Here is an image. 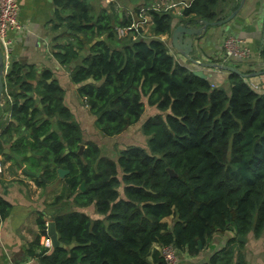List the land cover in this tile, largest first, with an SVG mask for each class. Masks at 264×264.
<instances>
[{"label": "trees", "instance_id": "1", "mask_svg": "<svg viewBox=\"0 0 264 264\" xmlns=\"http://www.w3.org/2000/svg\"><path fill=\"white\" fill-rule=\"evenodd\" d=\"M178 1L187 2L179 14L149 10L151 36L132 40L119 39L114 30L130 24L124 12L95 15L86 0H56L70 12L52 28L64 26L73 38L53 43L52 55L71 67L96 130L111 139L136 128L145 137L144 144L127 145L114 157L102 156L95 142L83 143L50 71L37 78L34 66L10 64L0 107V155L8 146L11 154L4 158L40 173L31 177L40 188L58 179V168L69 171L61 179L64 190L48 204L71 200L52 217L66 248L43 246L46 224L39 212L38 232L25 248L39 264H165L157 247L171 245L195 257L216 234L229 237L202 264H246L237 237L261 239L264 249V88L229 73L226 90L176 61L161 37L179 24L227 16L219 8L224 0ZM96 37L107 38L113 49ZM85 48L86 56L73 65ZM259 56L264 63V42ZM148 109L153 113L143 119ZM28 152L37 157L26 159ZM11 210L0 197V222Z\"/></svg>", "mask_w": 264, "mask_h": 264}, {"label": "crops", "instance_id": "2", "mask_svg": "<svg viewBox=\"0 0 264 264\" xmlns=\"http://www.w3.org/2000/svg\"><path fill=\"white\" fill-rule=\"evenodd\" d=\"M159 1L161 0H112L109 3L107 0H86L88 11L91 14L97 15L105 10L108 14H117L118 16L119 13L122 15L123 10L147 6ZM181 2L182 5L174 10L176 14H179L187 4L185 1ZM240 2L241 0H224L221 2L219 8L228 16L233 11L232 7L236 5L237 8ZM18 5L19 20L24 26V30L19 34L10 33L13 40L10 63L20 62L28 66H34L37 78L45 70L50 71L53 74L52 79L55 80L63 90V104L70 110L74 120L80 126L83 143L87 141L94 142L88 139V134H97L99 137H102L94 126L95 119L90 115L83 99L77 94V85L74 84L70 78L71 70L67 72L66 68L56 61L52 55V48H50L53 43L66 45L72 40L73 37H71V32L64 26L57 30L52 28L53 24L58 22V18L68 16L70 11L60 7L56 3V0H18ZM187 24L192 25L190 23ZM147 27V36L150 37V26ZM263 27L264 0H242L241 8L232 20L221 26L207 28L206 32L200 37V44L198 43L200 46L198 48L202 49L194 51L192 56L198 61L220 63L219 60L223 54V40L227 35H234L245 41L246 45L251 50V54L249 58L242 61H231L229 65L232 64L233 66L234 62H236L239 64V70L241 72H245V70L250 71V73L261 72L260 70L264 63L259 56V49L262 45ZM161 39L167 41V36H163ZM169 52L175 57L177 62L186 66L191 71L201 69L207 74V80L211 84L221 85L228 90V74L226 72L196 67L186 61V59L174 50L169 49ZM248 81L250 85L255 86L254 89L263 90L264 73L259 76H254L251 80L248 79ZM34 82L35 81L31 83L34 84ZM48 82H50V80ZM33 98L38 99L34 93ZM36 103L40 104V101H36ZM152 113L153 111L148 109L143 119L147 118V116ZM9 118L8 112H6L3 114L2 121L7 122L10 120ZM50 121L55 122L56 120L50 119ZM131 129L132 128L128 129L123 134L128 136ZM123 134L117 137H121ZM85 137L87 139H85ZM15 138L16 137H14V139ZM6 154H11L8 146L5 147L3 154L0 155L2 164L0 171V197L12 205V210L9 216L0 222V264H9L10 262L39 264L36 260L27 257L25 254V248L32 242L38 232L36 224L37 215L39 212L42 213L45 224L49 221H53L52 217L62 212L65 205L67 206L66 208L71 207V200L64 199L57 206L49 207L48 204L53 200L50 198L52 196L54 198L64 190L63 181L56 179L45 187L40 188L36 185L33 178L21 173V168L24 166L26 167V165L17 168L12 161H7L4 158ZM35 157H37L36 154ZM57 187L60 189V192H55ZM165 221H169V218H166ZM228 237L227 234H216L213 237L212 244L201 249L200 254L195 257H190L185 253H177V264L204 263L213 252L223 247ZM258 240L259 242L255 245L251 243L250 237H247L248 243H244L241 249L246 264L264 263L263 245L261 239ZM48 241L49 239L45 234V236L41 238V243L43 246L50 248ZM36 250L37 249H35V251Z\"/></svg>", "mask_w": 264, "mask_h": 264}, {"label": "built area", "instance_id": "3", "mask_svg": "<svg viewBox=\"0 0 264 264\" xmlns=\"http://www.w3.org/2000/svg\"><path fill=\"white\" fill-rule=\"evenodd\" d=\"M109 3L112 0H107ZM182 5L178 0H161L147 6L137 7V12L133 9L123 10L126 18H130V24L126 27H115L116 36L119 39L136 40L147 36V26H151V17L149 10L166 11L171 10L175 13V9ZM186 6V5H185ZM176 14V13H175ZM24 30V26L19 20V5L18 0H0V51L3 58V73L6 76L11 62L13 40L10 33L19 34ZM223 54L220 63L227 64V61L245 60L249 58L251 50L246 45L245 41L234 35H227L223 40ZM0 161V171H1ZM165 264H177L178 254L171 246L157 247ZM9 264H21L10 262Z\"/></svg>", "mask_w": 264, "mask_h": 264}, {"label": "water", "instance_id": "4", "mask_svg": "<svg viewBox=\"0 0 264 264\" xmlns=\"http://www.w3.org/2000/svg\"><path fill=\"white\" fill-rule=\"evenodd\" d=\"M242 0L239 3V6L233 10L228 16L225 18L218 20V21H207L204 19H197L195 23L192 25L188 24H179L176 27L172 29L170 32V35L168 36V41L165 42L166 48L174 50L176 53L181 55L186 61H188L190 64H193L196 67H202L209 70H218L229 73H235V74H241L244 78H250L254 76H259L264 73L262 72H256V73H250V74H244L239 69L235 68L232 65L229 64H222V63H209V62H202L195 60L193 58V52L199 51L202 48H198L199 46V40L200 37L206 32L208 27H214V26H221L226 23H228L230 20H232L236 14L238 13L239 9L241 8ZM110 17H112L111 14H109ZM121 13H119V17H121ZM195 25V26H194ZM95 41H102L108 44V40L105 37H96ZM264 42V27L262 30V39L261 44ZM199 43V44H198ZM111 49H113V46L108 44ZM87 48H85L82 52L79 53V57L76 62L73 63V65H76L82 61V59L86 56ZM70 70V67H66V71L68 72ZM193 74L201 79H207V74H205L201 69L199 70H193ZM4 95V73H3V58L2 53L0 51V107L2 105V99ZM26 156H33L35 157V154L28 153ZM21 173L30 176V177H39V173H34L30 170H28L25 166L21 168ZM69 173L68 170H64L61 168L57 169V174L59 178H63L65 175ZM168 173L170 176H174V173L172 170L168 169ZM81 190H84V184H81ZM46 236L48 237L49 241L48 244L50 247L56 248H66V245L61 243L58 240V234L56 232L55 223L54 221H49L46 223V229H45ZM238 241H241L243 243L247 242L246 237H237ZM198 247L201 249V244L198 241ZM73 244L69 245V248H72Z\"/></svg>", "mask_w": 264, "mask_h": 264}, {"label": "rangeland", "instance_id": "5", "mask_svg": "<svg viewBox=\"0 0 264 264\" xmlns=\"http://www.w3.org/2000/svg\"><path fill=\"white\" fill-rule=\"evenodd\" d=\"M145 37L147 38L149 36H145ZM167 41H168V37H167ZM219 61H221V59ZM232 61H234V60H232ZM226 63L227 64H230L231 63V60L230 61H227ZM252 78L253 77L247 78V80L248 79L251 80ZM251 86L253 88H255V86H253V85H251ZM22 135H25V134L23 133ZM85 139H87V138L85 137ZM88 139L93 140L100 147L101 155L102 156H109V157H114V155L117 153V151L119 149H122V148H124L127 145H130V144H133V143H139V144H144L145 143V137L142 136L138 132V130L136 128H132L129 131L128 136H126V135L123 134L121 137H114V138H111V139H107V138L99 137L97 134H88ZM28 153H26V155ZM26 159L31 160V159H33V156H26ZM28 163H30V161H28ZM56 191L60 192V189L57 187V190L55 189V192ZM50 199L52 200L53 199V196ZM63 205H65V204H63ZM66 207L67 206L65 205V207H64L63 210H66L67 209ZM166 222H168L169 225H171L170 218H169V221H166ZM249 237H250L251 243H254L255 245H257V243L259 242V240L254 239L252 237V235H250ZM246 243H248V242H246Z\"/></svg>", "mask_w": 264, "mask_h": 264}, {"label": "flooded vegetation", "instance_id": "6", "mask_svg": "<svg viewBox=\"0 0 264 264\" xmlns=\"http://www.w3.org/2000/svg\"><path fill=\"white\" fill-rule=\"evenodd\" d=\"M69 67V66H68ZM66 68V67H65ZM70 70H71V67H70ZM27 95L28 96H31V97H33V93H27ZM39 107L41 106V104H37ZM50 119H54L55 120V118H50ZM53 122V121H52ZM54 129H56V125L54 126ZM59 133V132H58ZM84 147H85V145L84 144H81V145H79V150H78V155H80L81 154V152H82V150L84 149ZM65 153H67V150H65ZM57 176H58V174H57ZM66 176V175H65ZM34 178V177H33ZM64 178V177H63ZM63 178H59L58 177V179H63ZM83 184H84V182H82ZM81 183V184H82ZM63 185H64V183H63ZM80 187H81V185H80ZM80 190H81V188H80ZM81 191H83V190H81Z\"/></svg>", "mask_w": 264, "mask_h": 264}]
</instances>
